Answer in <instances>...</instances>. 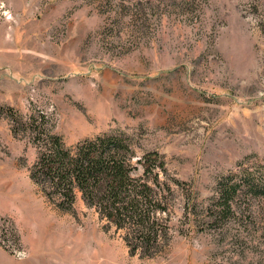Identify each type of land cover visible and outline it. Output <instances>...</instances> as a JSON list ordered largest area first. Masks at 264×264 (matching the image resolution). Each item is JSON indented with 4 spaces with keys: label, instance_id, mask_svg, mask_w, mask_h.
<instances>
[{
    "label": "rangeland",
    "instance_id": "obj_1",
    "mask_svg": "<svg viewBox=\"0 0 264 264\" xmlns=\"http://www.w3.org/2000/svg\"><path fill=\"white\" fill-rule=\"evenodd\" d=\"M31 115L67 145L121 132L163 154L183 183L156 254L131 255L79 192L47 200L15 119ZM240 162L264 167V0H0V264H264V196L205 210Z\"/></svg>",
    "mask_w": 264,
    "mask_h": 264
},
{
    "label": "trees",
    "instance_id": "obj_2",
    "mask_svg": "<svg viewBox=\"0 0 264 264\" xmlns=\"http://www.w3.org/2000/svg\"><path fill=\"white\" fill-rule=\"evenodd\" d=\"M15 119L23 129L36 131L37 156L29 176L48 201L71 210L79 192L100 218L123 230L131 255L150 256L161 249L168 238L164 214L170 183H183L169 175L163 154L154 149L138 153L121 132H104L67 145L63 137L43 127V115ZM238 165L219 177L213 202L205 208L215 219L234 214L241 197L264 196V167ZM191 204L197 206L194 200Z\"/></svg>",
    "mask_w": 264,
    "mask_h": 264
},
{
    "label": "bare ground",
    "instance_id": "obj_3",
    "mask_svg": "<svg viewBox=\"0 0 264 264\" xmlns=\"http://www.w3.org/2000/svg\"><path fill=\"white\" fill-rule=\"evenodd\" d=\"M83 250H84V249H83ZM93 251H94V250H93ZM86 252H87V251H86ZM86 254H88V255H84V256H85L86 258H88V259L90 260L91 263H93V260H94V259H93V255H94V254L92 255L90 252H89V253L87 252ZM97 257H98V255H97ZM84 260H87V259L84 258ZM84 260H83V261H84ZM98 260H99V259H98ZM98 260H97V258H96V259H95V263H97V262L100 261V260H99V261H98ZM102 261H103V260H102ZM88 262H89V261H88ZM104 264H105V263H104Z\"/></svg>",
    "mask_w": 264,
    "mask_h": 264
}]
</instances>
